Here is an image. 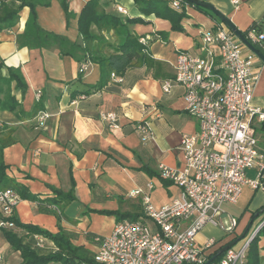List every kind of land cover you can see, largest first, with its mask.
Segmentation results:
<instances>
[{
    "label": "crops",
    "instance_id": "1",
    "mask_svg": "<svg viewBox=\"0 0 264 264\" xmlns=\"http://www.w3.org/2000/svg\"><path fill=\"white\" fill-rule=\"evenodd\" d=\"M88 1L70 0L69 10L75 18L68 23L60 0H51V6L38 8L39 24L46 31L82 44L77 17ZM197 1L213 6L242 33L264 17V0H238L236 4L234 0ZM110 3L107 13L124 16L118 12V8H123L128 13L126 17L144 20L145 24L133 26L132 31L147 39L146 53L154 65L150 72L146 68L128 71L123 78H113L101 89H96L101 81L98 63L92 64L79 80V62L62 55L57 45L47 49L19 47L18 38L25 29L28 8L20 13L17 26L0 34V60L8 67L20 68L27 84L24 94L13 90L20 111H0V139L10 132L14 140L3 152V161L9 167L7 174L40 199L54 198V190L68 193L73 185L76 198L64 207L60 222L55 215L40 212L38 204L28 200L17 205L18 219L54 235L63 229L73 235L74 245L93 253L97 245L88 242L87 234L105 238L117 223L114 216L98 211L144 214L143 196L132 197L131 193L138 189L146 191L148 184L153 185L151 197L157 208L180 196L176 186L159 177V168L183 165V137L196 133L199 125L186 110L184 89L174 85L168 94L162 86L174 79L177 55L181 52L203 55L204 33L223 24L207 13L187 7L183 31L177 32L166 18L141 14L134 0ZM105 36L115 43L113 32H106ZM254 72L258 75L254 102L263 106L264 62L258 57ZM37 105V116L29 118ZM44 113L51 118L38 127L37 117ZM107 113L118 115L119 128H112L101 118V114ZM142 122L149 126L152 135L146 144L141 141L138 129ZM258 191L246 188L243 192L237 204L242 208L237 217L239 225L233 234L227 235L208 225L198 235L197 245L214 239L219 247H225L241 237L264 206V194L254 202ZM263 216L252 226L262 221ZM46 246L49 250L54 248L47 240ZM259 248L264 258V236ZM0 252L5 264H22L20 253L8 245L1 233Z\"/></svg>",
    "mask_w": 264,
    "mask_h": 264
},
{
    "label": "built area",
    "instance_id": "2",
    "mask_svg": "<svg viewBox=\"0 0 264 264\" xmlns=\"http://www.w3.org/2000/svg\"><path fill=\"white\" fill-rule=\"evenodd\" d=\"M173 6L179 7V2ZM118 12L128 15L123 8ZM247 39L264 47V33L252 31ZM140 42L147 45V39ZM202 50L203 55L179 53L174 79L162 86L168 94L174 85L184 89L186 110L199 125L196 133L183 137V165L159 168V177L176 186L180 196L157 208L152 202V184L146 191H133L132 197L143 196L146 219L117 222L110 235L96 238L98 264H206L221 247L214 239L198 246V235L208 225L233 234L239 223L226 206L237 205L246 188L264 193V155L256 132L264 124V105L254 102L257 56L224 24L204 33ZM90 66L83 63L80 70L87 73ZM50 118L47 113L39 115L38 127ZM101 118L119 128L116 113L101 114ZM138 129L141 141L148 143L152 139L149 126L142 122ZM249 170H256L255 179L248 178ZM20 201L16 192L0 191V212L10 216ZM12 228L13 223L0 220V229ZM262 228L264 218L212 264H248L250 244ZM35 240L37 248L46 247L43 237L35 236ZM0 264H5L1 252Z\"/></svg>",
    "mask_w": 264,
    "mask_h": 264
},
{
    "label": "trees",
    "instance_id": "3",
    "mask_svg": "<svg viewBox=\"0 0 264 264\" xmlns=\"http://www.w3.org/2000/svg\"><path fill=\"white\" fill-rule=\"evenodd\" d=\"M175 1L179 2V7L173 6ZM193 1L134 0V3L141 14L145 16L153 14L158 18H166V20L170 21L172 29L177 32L183 31L182 21L187 17V7H193L198 11L207 13L219 21L220 24L222 23L212 11L196 4L200 1ZM110 2L112 0H90L87 2L77 17L78 31L82 38V44H78L71 42L66 37L46 31L39 24L38 8L51 6V0H0V34L17 26L19 21H21L20 13L25 7L28 8L29 16L25 29L18 38L19 47L47 49L57 45L62 55L73 57L79 62L80 66L83 63L91 65L98 63L101 68V81L96 86V89H101L113 79L112 75L115 76L114 78H123L128 71L143 68L150 72L154 65L153 59L146 53V45L140 42L142 38L132 31L133 26L145 24L144 20L138 17L129 18L107 13L106 9L111 4ZM60 3L69 23L70 19L75 18V15L69 10L70 0H60ZM252 31L257 34L264 33V17L259 21L253 22L250 28L243 32V35L247 38ZM106 32L114 33L116 38L114 44L107 40ZM253 45L264 54L262 44L254 43ZM84 74L80 70L79 80ZM13 90L21 91L22 94L27 90V84L21 69L8 67L0 60V111H20L21 105L13 95ZM38 110L37 105L29 115V118L36 117ZM261 129L264 131V124L261 125ZM12 144H14V140L10 132L0 139V191L12 190L19 195L21 200L36 202L40 212L51 213L60 222L63 217L64 207L76 199L74 185L68 193L54 190L56 196L52 199H40L37 195H33L7 174L9 167L3 161V152ZM149 175L154 176L150 172ZM263 209L264 206L257 213ZM97 213L105 216H114L117 222L141 220V215L123 214L117 211H98ZM1 219L14 224V228L0 229V233L8 245L15 252L20 253L22 264H98L95 261V253L84 246L74 245L73 235L63 229L54 235L38 226L23 224L18 219L16 208L7 217L0 212ZM35 236H41L53 243L55 249L49 250L47 246L44 249L37 248ZM263 236L264 228L250 244L247 254L248 264H264V258L261 257L259 248V243ZM86 237L88 242L95 244L96 238H104L91 232ZM221 258L222 256L217 261Z\"/></svg>",
    "mask_w": 264,
    "mask_h": 264
},
{
    "label": "water",
    "instance_id": "4",
    "mask_svg": "<svg viewBox=\"0 0 264 264\" xmlns=\"http://www.w3.org/2000/svg\"><path fill=\"white\" fill-rule=\"evenodd\" d=\"M189 2H194L193 0H186ZM197 5L206 8L210 11H212L219 19L220 21L224 24V26L227 27V29L232 32L233 34H235L236 37H238V39L248 48L250 49V51H252V53H254L261 61L264 62V54L261 53L244 35L241 31H239L235 25H233V23L225 16H223L221 13H219L218 11H216L213 6H211L210 4L207 3H203V2H197ZM261 215H264V209L261 210L260 212H258L254 219L251 221V223L249 224L248 228L245 230V232L243 233V235L241 237H239L238 239H236L235 241H233L232 243L226 245L225 247H223L222 249H220V251H218L206 264H212L217 258H219L220 256H222L228 249H231L232 247H234L235 245H237L240 241H242L244 239V237L247 235V233L249 232L250 228L252 227L254 221L256 219H258V217H260Z\"/></svg>",
    "mask_w": 264,
    "mask_h": 264
},
{
    "label": "rangeland",
    "instance_id": "5",
    "mask_svg": "<svg viewBox=\"0 0 264 264\" xmlns=\"http://www.w3.org/2000/svg\"><path fill=\"white\" fill-rule=\"evenodd\" d=\"M257 138L259 140L260 150H261L262 154L264 155V153H263L264 152V132L262 130H260L259 126L257 127ZM256 174H257L256 170H249L247 172V176L250 179H255L256 178ZM261 194H264V193L259 190L257 192V196H256L257 198L255 199L254 202L258 201V199L261 196ZM246 195H247V193H246ZM226 210L229 213L233 214L234 217L237 218V217H239L241 215V210H242L241 204L240 205H235V206H226ZM141 216L143 217V220H145L144 219L145 215L142 214ZM263 218H264V216H263ZM224 221H227V218H225ZM227 235H229V234H227ZM96 250L97 249H95L94 251L96 252Z\"/></svg>",
    "mask_w": 264,
    "mask_h": 264
}]
</instances>
